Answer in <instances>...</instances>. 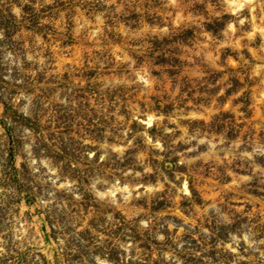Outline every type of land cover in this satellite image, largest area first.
<instances>
[{
  "label": "rangeland",
  "instance_id": "1",
  "mask_svg": "<svg viewBox=\"0 0 264 264\" xmlns=\"http://www.w3.org/2000/svg\"><path fill=\"white\" fill-rule=\"evenodd\" d=\"M0 264H264V0H0Z\"/></svg>",
  "mask_w": 264,
  "mask_h": 264
},
{
  "label": "clouds",
  "instance_id": "2",
  "mask_svg": "<svg viewBox=\"0 0 264 264\" xmlns=\"http://www.w3.org/2000/svg\"><path fill=\"white\" fill-rule=\"evenodd\" d=\"M241 23H242V21H241Z\"/></svg>",
  "mask_w": 264,
  "mask_h": 264
}]
</instances>
